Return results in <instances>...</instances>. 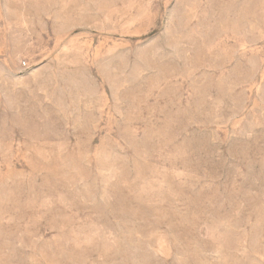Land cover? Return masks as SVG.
Returning <instances> with one entry per match:
<instances>
[{
	"label": "rangeland",
	"instance_id": "rangeland-1",
	"mask_svg": "<svg viewBox=\"0 0 264 264\" xmlns=\"http://www.w3.org/2000/svg\"><path fill=\"white\" fill-rule=\"evenodd\" d=\"M0 264H264V0H0Z\"/></svg>",
	"mask_w": 264,
	"mask_h": 264
}]
</instances>
